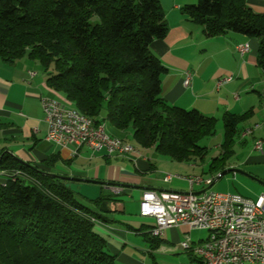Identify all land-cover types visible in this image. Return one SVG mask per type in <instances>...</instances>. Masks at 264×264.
<instances>
[{"label": "trees", "instance_id": "1", "mask_svg": "<svg viewBox=\"0 0 264 264\" xmlns=\"http://www.w3.org/2000/svg\"><path fill=\"white\" fill-rule=\"evenodd\" d=\"M181 11L207 36L231 31L258 38L256 64L264 73V14L246 0H196ZM167 29L158 0H0V60L38 61L46 85L95 123L129 129L136 145L193 163L206 155L198 141L215 133L217 120L162 98L167 69L149 46ZM243 116L223 115L221 152L209 171L224 169ZM65 183L0 152V264H121L94 229L105 220L102 210L81 204ZM118 196L90 202L105 201L107 208ZM146 239L151 249L160 245L159 238Z\"/></svg>", "mask_w": 264, "mask_h": 264}, {"label": "crops", "instance_id": "2", "mask_svg": "<svg viewBox=\"0 0 264 264\" xmlns=\"http://www.w3.org/2000/svg\"><path fill=\"white\" fill-rule=\"evenodd\" d=\"M158 1L168 29L166 35L154 39L149 48L167 69L161 77V96L169 105L195 108L204 115L215 117L221 124L224 114L244 115L236 124L239 131L234 145L240 140L245 148L240 149L234 163L228 166L225 163L224 169L232 168V175L238 182L239 191L233 193L256 199L264 193V141L261 149L254 148V142L264 138V73L256 64L258 38L231 31L207 36L201 25L181 11L183 6L194 4L196 0ZM246 3L254 12L264 14V0H246ZM242 44L247 45V50L240 55L236 46ZM187 74L189 83L184 85ZM226 75H231L232 79L216 89V80ZM42 96L67 103L60 93L46 85L42 69L30 58L24 56L11 64L0 60V152L3 150L45 172L103 181L108 188H102L101 194L111 193V187L119 186L121 192L118 195L136 202L135 213L145 190L189 189L186 176L196 175L191 170L194 163L173 161L152 147L136 145L127 139L131 136L129 129L117 130L110 126L113 133L107 132L136 145L138 154L115 156L103 151L91 152L85 146L57 145L47 141L40 106ZM104 123L107 128L108 123ZM247 137L251 142L249 146L245 142ZM52 157L54 160L45 163ZM167 174L170 178L164 180ZM211 186L195 191L212 190ZM107 208L105 220L97 221L94 228L106 238L110 253L116 255L121 264H149L144 259L146 253L153 256L160 250V246L151 249L146 239L150 237L148 232L152 223L133 220L134 226H131L123 213L125 205L119 210L112 202ZM115 217L124 228L110 223ZM185 232H189L185 226L167 228L159 240L162 243L178 241V245L182 240L179 234ZM134 234H140L148 247L131 236ZM162 249L171 250L170 247ZM187 255L190 262L191 255L188 252Z\"/></svg>", "mask_w": 264, "mask_h": 264}, {"label": "built area", "instance_id": "3", "mask_svg": "<svg viewBox=\"0 0 264 264\" xmlns=\"http://www.w3.org/2000/svg\"><path fill=\"white\" fill-rule=\"evenodd\" d=\"M236 50L243 55L247 45H238ZM189 78L187 74L184 85L189 83ZM231 78V75L219 77L215 88L218 89ZM40 106L46 123L47 141L57 145L85 146L91 152L135 154L129 149L127 140L110 139L100 128L86 129L81 123L74 121L65 112L59 99L42 96ZM263 141L264 138L259 139L254 143V148L261 149ZM169 178L170 175L167 174L164 180ZM186 180L189 185L187 191L145 190L142 193L138 215L153 219L149 235L160 238L165 229L171 227L185 226L190 230L219 226V234L211 237L208 243L190 246V237L185 232L178 246L180 243H187L185 251L191 256H198L199 264H229L244 260H259L264 264V193L251 199L233 192L206 189L195 191L196 188L210 187L214 178L186 176ZM111 190L118 195L121 187L113 186Z\"/></svg>", "mask_w": 264, "mask_h": 264}, {"label": "rangeland", "instance_id": "4", "mask_svg": "<svg viewBox=\"0 0 264 264\" xmlns=\"http://www.w3.org/2000/svg\"><path fill=\"white\" fill-rule=\"evenodd\" d=\"M32 62L36 63L38 68L41 70L42 67L40 65V63L36 60H32ZM106 127V126H105ZM107 131L113 133V131L111 130V127L109 124H107ZM222 137H223V128H222V124L221 122H217L216 125V130L215 133L213 135L210 136H205L202 137L199 141H198V145L200 146H205L207 147V152L206 155L200 160L197 159L195 160L194 166L192 167V171L193 173L196 174H201L203 176H207V177H213L214 178V183L211 186V189L213 191H220V192H226V191H230V192H238L239 191V187L237 188V184L238 182L236 181V179H234L233 175H232V171L227 172L226 174L222 175V177H220L219 179H216V176L218 173H216L215 171H209L208 170V162L210 161V159L212 157L218 156L221 152V148H220V143L222 141ZM127 139L129 141H132L131 136H127ZM247 140V141H246ZM245 140V142L248 143V146L250 145V138L247 137ZM245 145H241L240 140L237 141L234 145L235 149V154H233L230 158L227 159L226 161V165L228 166V164L230 163H234V160L236 159V157L238 156L240 149L241 148H245ZM189 169V172L191 171ZM238 178H241L239 175H237ZM238 190V191H237ZM112 194H114L113 192H111ZM119 199H122V201H117V202H113L116 203L117 207L122 209L123 206L125 205V209H124V214H125V218H129V224L131 226H134L133 220H137L139 222H146V223H152L153 219L152 218H142L139 217L138 215V211H139V204H138V209H137V213H135V206H136V202L132 199V198H124L122 195L118 196ZM78 201L81 204H84L87 206V208L91 209V210H99L101 209V207H96L94 204H92L90 201L82 198V197H77ZM101 211V210H100ZM99 211V212H100ZM129 212L131 214H129ZM101 215H105L106 212L101 211L100 212ZM116 219H113L114 221H110V223H112L113 225H117L119 224L116 220L117 217H115ZM125 221V220H124ZM126 222V221H125ZM135 224H137L135 222ZM120 226H122L124 228L123 224H119ZM95 231L99 234H101L100 231H98L97 228H94ZM187 235H189L190 239L193 242H199L201 240H204L207 238L208 236V231L206 229H198V228H192L189 230L188 233H186ZM181 235L180 237H182L183 239V233L179 234ZM132 237L137 238V240L144 245L145 247H148L147 242L143 239V237L140 234L137 235H131ZM181 240V239H180ZM177 242H171V240L169 242H160L162 243L161 245H159V251H155L154 255L151 256L150 253H146L144 256V259H147V262H149V264H182L185 262H189V258L187 255V252L184 251L180 246L177 245ZM170 247L171 250H166V249H162V248H167ZM109 251V250H108ZM111 252V251H109ZM140 258L142 259V257L140 256ZM119 262V261H118ZM121 263V262H119ZM245 264H249V263H245Z\"/></svg>", "mask_w": 264, "mask_h": 264}, {"label": "bare ground", "instance_id": "5", "mask_svg": "<svg viewBox=\"0 0 264 264\" xmlns=\"http://www.w3.org/2000/svg\"><path fill=\"white\" fill-rule=\"evenodd\" d=\"M46 97H50V96H46ZM59 103L61 104V106H63V108L65 109V112L68 114V116L72 117V119L74 121L81 123L84 128H86V129L100 128L102 130V133H104V135H107V137L110 139L125 140V139L119 138L117 136H114V135L108 133L106 130L104 122L95 123L92 118L82 114L80 111H78L75 107L71 106L70 104L62 102L60 100H59ZM258 140L259 139H257L254 143L258 142ZM128 144H129V149L133 150L135 154H138V152H139L138 147L129 141H128ZM107 154L115 155V151H107ZM124 155H129V154L123 153V152H116L115 156H124ZM189 176L198 177L199 179H211V178H213V177L203 176L201 174L189 175ZM202 229H206L208 231L207 238L204 240H201L199 242H196V243L190 239V246H201L202 243H208L210 241L211 237L219 234V226H205ZM180 247L184 251L187 250V243H180ZM192 257L194 259L192 261H190L189 264H199V257L198 256H192ZM245 263L263 264V262L259 261V260L232 261L229 264H245Z\"/></svg>", "mask_w": 264, "mask_h": 264}, {"label": "water", "instance_id": "6", "mask_svg": "<svg viewBox=\"0 0 264 264\" xmlns=\"http://www.w3.org/2000/svg\"><path fill=\"white\" fill-rule=\"evenodd\" d=\"M232 168H226L217 174L216 179L220 176L224 175L227 172L232 171ZM54 176H58L62 179L66 180L65 186L68 187L72 192L79 195L80 197L94 202L99 199L101 195L102 188H108V186L103 181L93 180L88 178H78L74 176H61L53 174ZM106 204L105 201L101 203V210L107 211V208H102V205Z\"/></svg>", "mask_w": 264, "mask_h": 264}]
</instances>
